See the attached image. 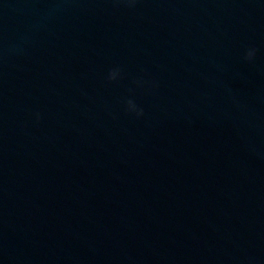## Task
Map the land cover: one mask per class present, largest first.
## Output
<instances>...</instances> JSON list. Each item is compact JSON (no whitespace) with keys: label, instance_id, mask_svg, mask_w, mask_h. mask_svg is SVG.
Masks as SVG:
<instances>
[{"label":"water","instance_id":"95a60500","mask_svg":"<svg viewBox=\"0 0 264 264\" xmlns=\"http://www.w3.org/2000/svg\"><path fill=\"white\" fill-rule=\"evenodd\" d=\"M0 264H264V0H0Z\"/></svg>","mask_w":264,"mask_h":264},{"label":"clouds","instance_id":"9594fccd","mask_svg":"<svg viewBox=\"0 0 264 264\" xmlns=\"http://www.w3.org/2000/svg\"><path fill=\"white\" fill-rule=\"evenodd\" d=\"M137 0H124L129 7H132L136 4ZM256 55V50L254 48H249L246 50L244 59L246 61H252ZM121 78V70L119 68H113L109 70L107 74V81L114 82ZM125 111L139 118L143 116V109L140 108L132 99H127L124 102ZM37 119H39V115L37 114Z\"/></svg>","mask_w":264,"mask_h":264}]
</instances>
